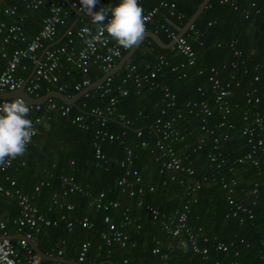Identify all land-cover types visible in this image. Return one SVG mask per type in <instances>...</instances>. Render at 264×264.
Segmentation results:
<instances>
[{
	"label": "trees",
	"instance_id": "obj_1",
	"mask_svg": "<svg viewBox=\"0 0 264 264\" xmlns=\"http://www.w3.org/2000/svg\"><path fill=\"white\" fill-rule=\"evenodd\" d=\"M50 1L47 0L36 10H32L27 7L25 0H0V7H15L17 12V16L13 18L0 15V23L20 24L29 38L31 33L39 31L41 20L49 14ZM66 1L79 4V0ZM202 1L177 0L176 11L182 14V20L176 22L161 9L162 18L157 15L154 19L155 27L148 26L146 31L155 33L164 44H168L171 38L159 28L160 25L164 24L178 34ZM119 2L99 0L95 10L115 6ZM142 6L148 7L150 2H145ZM234 6L236 10H233ZM62 13L65 17L63 24L58 27L55 38L46 43V46L60 38L74 21L73 12L68 6ZM18 16H24V19L19 21ZM84 25L93 28L91 19L84 18L82 23L77 22L71 30L70 38L74 40L75 47L80 42L74 39V32ZM184 37L194 51V66L172 72L171 68L183 62V58L174 49H160L146 39L124 67L135 65L138 72H143L145 65L150 68L156 66L157 56H162L168 62V67L159 68L155 81L161 86H167L175 95V108L169 114L177 111L181 115V119L175 123V129L182 141L170 143L169 146L179 155L186 156L184 165L190 163L193 175L191 178H183L179 174H172L161 169L160 161H155L159 152L153 124L163 108L162 92L159 88L149 90L146 86L136 89L132 80L122 85L125 73L123 67L112 77L107 94L101 96L99 89L89 92L87 96L77 100L65 117L57 112L38 114L42 120L37 135L28 144L25 154L19 156L1 176L5 188L11 189L4 180L5 177L13 179L15 187L31 198L39 214L50 221H56V226L41 225L38 232H31L32 240L42 253L54 256L55 250L60 248L64 250L65 258L77 261L80 245L88 243L84 264H99L104 261L122 264L123 260L127 264H264V167L261 158L259 168L248 162L237 163L250 148L246 138L241 135L242 114L249 111L251 117L264 115V0H235L233 6L223 4L220 0H210ZM67 40L68 37H65L58 45L66 44ZM23 47L21 43H13L6 45L4 50L9 56L13 49ZM235 51H239L240 56H235ZM39 55L40 52L37 57ZM6 61L0 55V71L4 69ZM24 64L25 70L19 68L16 72L23 81L34 67L32 62ZM67 66L63 64V68L58 71V83L55 86L43 83L40 90L31 97L40 98L49 91H58L59 87H63L62 94L73 97L79 93L73 89L74 85L84 79L92 84L104 75L96 67L91 68L84 76L79 71L68 72ZM210 68L218 71L223 83L230 84L231 92L227 97L231 113L225 123L231 124L232 128L216 130L214 136L204 135L205 131L201 130L203 117L196 116L195 112L189 113L185 108L188 101H206L212 113L205 118V128H213L215 124L222 122V114L213 106V95L207 82ZM198 71L202 74L199 75ZM255 76L259 77V81L254 82ZM197 88L203 90V96L197 92ZM122 91H127V95L123 96ZM247 94L258 98L259 102L247 104ZM110 98L116 100L115 111L111 116L102 114L106 121L101 128L100 122L89 115V112L93 108L103 110ZM50 102L61 104L54 99ZM76 116L82 117V123L87 125L86 129L72 123ZM98 129L113 134L118 139L100 141L95 134ZM224 135L227 136L226 140H223ZM203 136L200 149H197L198 141ZM214 137L219 139V159L224 162L219 169L211 166L207 159L208 154L215 152ZM95 141H98L105 161L95 159ZM143 142L147 144L144 148L141 147ZM125 148L133 151L134 159L130 169L138 172L140 186L143 187L141 194L131 198L116 184L125 175L126 168L120 166ZM21 162L24 164L21 165ZM64 176H73L83 188V193L61 197L64 206L72 205L71 211H67L65 207H50L51 196L64 188L61 182ZM171 177L174 179L171 180ZM220 178L236 181L233 198L236 203L251 210V220L244 217L240 223V216L232 218L229 215L226 218L231 213V208L220 187ZM182 180L185 181L184 184L180 183ZM194 181H199L201 188L193 194L196 202L190 204L187 215V227L197 234L195 243L192 244L183 233L177 238L165 234L161 229V221H153L149 212L155 209L160 214L173 218L175 212L180 211L191 198L185 188L188 182ZM40 183L45 185L34 192V188ZM255 185L258 191L253 196L251 191ZM149 187L153 189L151 192L148 191ZM99 193H104L107 200L118 202L119 208H92L90 202ZM138 202H141L140 206H137ZM5 204L10 206L9 209ZM125 208L129 209V216L134 224L123 231L130 242L136 244L133 248L128 244L124 249L116 244L106 246L100 238L102 233L107 232L103 219L108 215L119 228ZM18 215L19 208L14 197L0 196V220L5 223L3 232L12 236L18 234L17 228L11 225L12 219ZM84 218L93 225L92 229L81 228L78 224ZM67 223L72 224L70 230L66 228ZM137 225L140 226L139 230H136ZM26 233L27 231L21 232ZM182 242L186 244V250L181 247ZM12 244L16 247L15 242ZM218 244L227 246V251H217ZM193 245L207 250L205 259L192 252ZM156 247L160 250L159 254L152 253Z\"/></svg>",
	"mask_w": 264,
	"mask_h": 264
},
{
	"label": "built area",
	"instance_id": "obj_2",
	"mask_svg": "<svg viewBox=\"0 0 264 264\" xmlns=\"http://www.w3.org/2000/svg\"><path fill=\"white\" fill-rule=\"evenodd\" d=\"M25 1L29 9L36 10L47 0ZM150 1L155 2V5L150 8L143 9L144 14L147 18L146 28L148 26L154 25V19L159 14L161 9L165 10L166 15L168 17L174 18L176 22H180L182 20V14L176 11L177 0H138V3L141 6L143 3ZM220 1L223 4H229L230 6H233L235 0ZM66 6H68L71 10L80 13L83 19H90L79 10L80 5L78 3H69L66 0H51L49 2V14L42 19L41 28L29 40L26 38V34L20 24L13 23L6 26L4 23H0V55L1 58L7 59L4 69L0 71V91L15 92L22 86H24L25 93L31 97L32 94H35L40 90L43 83L48 86H55L58 83L57 73L61 68H63V64H67L69 66L68 72L79 71L84 76L88 74L89 70L93 67H96L98 70L103 72V74H106L115 67L117 61L123 57V53L129 50L120 47L119 56L111 55L108 52V49L113 48L116 45L115 43L111 42L110 38H108L107 43L96 44L95 51H93L86 43L88 36L83 31L85 28H88L91 30L92 34L95 35L97 26L93 23V28L88 25H84L74 32V39L78 40L81 45L79 48L74 46V40L72 39V37L70 38L72 31L67 32L65 36L68 37L66 44L56 45L54 47H51V44L46 46V43L52 41L55 38L58 27L63 24L64 16L62 11ZM233 10H236L235 6L233 7ZM0 15L8 18L16 17V8L0 7ZM18 18L19 21H22L24 19V16H18ZM159 28L166 33V36L168 38H171V40H175L172 49H174L175 52L179 54L184 60L178 66L172 67L171 71L175 72L178 69H184L186 67L194 66V51L184 37L187 32L183 36L179 37L173 29L165 26L164 24L160 25ZM105 36H107V33H105ZM13 43H21L24 45V47L13 49L8 56L4 50V47ZM39 52L40 55L43 52V56L41 59L40 55L39 57H37ZM234 55L240 56V52L235 51ZM155 61L156 66L154 68H150L148 65H145L143 72H138L135 65H126L125 67L123 66L125 73L124 77L122 78L121 84L123 85L127 81L132 80V83L134 84L136 89H140L143 86H146L149 90H154L157 88L161 90L163 108L160 111L159 117L156 118L153 124V133H155L158 137L156 141V147L159 152L158 156L155 158V161L161 162L162 170L169 171L172 174H179L183 178H191V176L193 175V170L190 167V163L184 165V162L187 160L186 156L179 155L169 146L170 143L182 141V137L175 129V123L177 120L181 119V115L177 111L175 113L169 114V111L175 108V95L169 90L167 86H161L155 81L159 68L161 66L168 67L169 64L162 56H157L155 58ZM25 62H32L34 64V67L32 69L33 73L28 82H25L26 80L23 81L16 74L19 68L22 71L25 70ZM262 68L264 69V62L262 64ZM198 74L200 75L202 74V72L198 71ZM112 77L113 76L107 77L101 84V86L96 88L101 91V96L107 94L110 91ZM253 80L254 82L259 81V77L255 76ZM5 81H7L8 83H5ZM207 82L210 85V90L213 95V106L218 112L222 114V122L215 124L213 128H205V118L210 117L212 113L206 101H188L185 103V108H187L189 113L195 112L196 116L201 115L203 117V126H201V130L205 131L204 135L208 134L209 136H214L216 130L225 127L229 129L232 128L231 124L225 123V121H227V117L231 113L230 105L227 101V97L231 94L230 84L227 82L223 83L220 80L218 71L215 68L209 69ZM89 85L90 82L88 81V79H84L81 83H77L76 85H74L73 89L80 92V90H83L82 88L85 89ZM62 89L63 87H59L57 92L61 93ZM197 92H199L201 96H203L204 94L201 88H197ZM251 94H247V104H257L259 102L258 98H253ZM87 95L88 94L84 96ZM122 95L126 96L127 91H122ZM15 98L9 100L0 99V105L5 102H12ZM115 104L116 100L114 98H110L108 101V105L103 110L93 108L90 110L89 115L93 116L98 122H100V126L102 128L104 127V123L106 121L102 114L105 113L107 116H111L115 111ZM28 106L30 108V115L28 116V119L33 122V127L36 130V134L34 136L37 135L38 126L40 125L42 120L38 114L57 112L62 117H65L68 115L70 108L72 107L62 103L58 105L54 102H50V100L42 105L28 104ZM32 114L34 115L32 116ZM241 120V135L246 138L247 144L250 148L249 152H247L243 157L237 160V163L241 164L243 162H248L255 168H259V158H261L260 160L264 167V115H254L253 117H251L248 111L242 114ZM72 123L77 124L81 129L87 128V125L82 123L81 116L74 117ZM95 134L96 138H98V140L100 141H113L118 139V137H116L115 135L102 131V129H98ZM203 138L204 136L199 139L197 149H200ZM226 139L227 136L224 135L223 140ZM218 142L219 139L214 137L213 150L215 152L210 153L207 156L209 164L211 166H214L216 169H219L224 164V162L219 159L220 154L218 153ZM146 146V143H141V147L144 148ZM93 147L95 159L98 161H105V157L102 154L98 141L94 142ZM124 153V157L120 161V166L126 168L125 175L123 178L119 179L116 184L117 187L121 188L124 192L127 193V196L131 198L136 194H141L143 192V187L140 186L141 179L138 175V172L136 170L130 169L134 159L133 151L131 149L125 148ZM17 160L18 157L11 162L10 166L0 167V196L14 197V199L16 200V203L19 207V215L13 223L16 225L18 235L23 236L24 239L17 240V248L12 244L11 241H8L6 239L0 240V264H40V260L34 254L26 240H32L31 232H38L41 225L56 226L57 223L56 221H50L49 219H46L41 214H39L37 208L30 202L29 197L15 187L16 184L13 179H9L8 177H5L4 179L9 184L11 189H7L3 186L1 182L2 174L10 169L14 162ZM23 164L24 162H21V165ZM173 179L174 178L171 177V180ZM211 181L213 182L214 178H212ZM61 182L64 188L60 193H54L51 196L50 207H65L67 211H71L73 209L72 205L64 206L61 202V197L67 196L68 194L83 193V188L75 181L73 176H64L61 178ZM184 182V180L180 181L181 184H184ZM219 184L221 189L225 192L224 195L227 205L231 208V213H229L226 218H228L229 215L232 218L240 216V223L243 222L244 217H246L248 220H251L253 218L251 210L246 206L236 203L233 198V188L236 186V181L233 179L226 180L225 178H220ZM44 185V183H40L34 188V192H38L39 189ZM200 188L201 183L199 181L188 182L185 190L187 195L191 196V198L184 203L181 210L175 212V216L172 218L169 216H165L164 214H160L157 210L152 209L149 212L151 219L153 221L160 220L161 229L168 236L177 238L181 233H183L188 238V240L192 244H194L195 239L197 238V234L193 233L192 229L187 227V215L189 212L190 204L196 202V197L193 194L200 190ZM152 190V187L148 188L149 192H151ZM257 191L258 187L257 185H255L251 191V194L255 196L257 194ZM254 204L255 203L253 202L252 205ZM140 205L141 202H138L137 206ZM90 206L92 208H95L96 210L102 208L117 209L119 208V203L116 201L107 200L104 193H99L91 200ZM103 222L107 225V232L102 233L100 238L106 246L116 244L121 249L126 248L128 244L132 248L135 246L136 243L133 241L130 242L129 237L123 231V229L134 224V220L129 216L128 208H125L123 210L122 224L119 228L112 222L111 218L108 215L104 217ZM78 224L81 226V228L84 229L93 228V225L85 218L79 221ZM66 228L67 230H70L72 228V224L67 223ZM4 229L5 223L3 221H0L1 236H7V234L3 232ZM139 229L140 226L137 225L136 230ZM25 231H27L26 234H21V232ZM88 248V243H82L80 245L76 261L77 263L84 264ZM216 250L226 252L227 246L218 244L216 246ZM192 252L194 254L200 255L203 259H205L207 255L206 249H199L196 245L192 246ZM152 253L159 254V248H154ZM60 254L61 252H58V255ZM122 264H127V261L123 260Z\"/></svg>",
	"mask_w": 264,
	"mask_h": 264
},
{
	"label": "clouds",
	"instance_id": "obj_3",
	"mask_svg": "<svg viewBox=\"0 0 264 264\" xmlns=\"http://www.w3.org/2000/svg\"><path fill=\"white\" fill-rule=\"evenodd\" d=\"M98 2L79 0V10L97 26L95 35L88 28L83 30L88 36V46L95 51L96 44H105L111 38L116 46L109 48L108 52L119 56L120 47L132 49L138 45L146 33L147 22L138 0H120L115 6H104L96 11ZM29 115L30 108L22 97L0 105V167L10 166L13 160L25 154L36 134ZM181 247L186 250L183 242Z\"/></svg>",
	"mask_w": 264,
	"mask_h": 264
},
{
	"label": "water",
	"instance_id": "obj_4",
	"mask_svg": "<svg viewBox=\"0 0 264 264\" xmlns=\"http://www.w3.org/2000/svg\"><path fill=\"white\" fill-rule=\"evenodd\" d=\"M209 1L210 0H203L201 2V4L198 6V8L194 12V14L189 18V20L186 22V24L183 26V28L179 31V33H178L179 37L183 36L189 29L192 28L195 20L203 12L204 8L207 6ZM75 14H76V20L69 26V28L65 31V33L60 38H58L54 43L51 44V47L58 45L64 39L67 32L71 31L75 27L76 22L78 21V18L81 17L80 13L75 12ZM146 39L151 40L158 48L163 49V50L172 49L174 46V42H175V40H171L168 44H164L158 35H156L153 32L146 31L144 38L140 41V43L138 45H136L135 47H133L132 49H130L128 51V53L126 55H124L118 61V63L115 65V67L112 70H110L108 73L104 74L99 80L90 84L88 87H86L85 89H83L82 91H80L79 93H77L73 97H67L64 94L57 92V91H49L44 96H42L40 98H32L25 93L24 86H22L20 89H18L15 92L0 91V99H8L9 100V99H13L15 97H22L23 99H25V101L28 104H31V105H42V104L46 103L47 101L54 99V100L59 101L62 104L74 107L78 99H80L84 95L88 94L89 92H91V91L95 90L96 88H98L99 86H101V84L105 81V79L107 77L114 76L116 73H118L123 68V66L129 61V59L132 57L134 52L139 48V46ZM42 56H43V52L40 55V59L42 58ZM32 73H33V70L30 72V74H29V76L25 82H28V80L32 76ZM2 239H6L8 241H13V240H21L24 238L21 235H17V236H1L0 235V240H2ZM26 241H27L28 245L30 246V248L35 253V255L38 257L39 260L43 259V260H52V261H57V262H63V263H67V264H80L77 262H70V261H66V260H62V259H55V258H51L49 256H46L45 254H43L38 249V247L36 246V244L32 240L28 239ZM102 264H112V263L109 261H106V262H103Z\"/></svg>",
	"mask_w": 264,
	"mask_h": 264
},
{
	"label": "crops",
	"instance_id": "obj_5",
	"mask_svg": "<svg viewBox=\"0 0 264 264\" xmlns=\"http://www.w3.org/2000/svg\"><path fill=\"white\" fill-rule=\"evenodd\" d=\"M120 1V0H119ZM107 2H111V0H107ZM114 3H116V1H113ZM112 2V3H113ZM149 3V2H148ZM143 5V4H142ZM141 5V7L144 9V8H150V7H152L153 5H155V4H153V2H151L150 1V6H148V7H144V6H142ZM162 11V10H161ZM159 12V14H158V17L161 19L162 18V15H163V12ZM72 12H73V15H74V21L76 20V14H75V12L76 11H73L72 10ZM63 16H64V14H63ZM65 18V17H64ZM82 17H79L78 18V21L77 22H80V23H82ZM42 21V20H41ZM73 21V22H74ZM77 22H76V24H77ZM3 23H5V22H3ZM6 26H8V24H5ZM154 27H155V25H154ZM33 34H35V31L33 32V33H31V35H30V37L29 38H27V36H26V38L29 40L32 36H33ZM80 47V44L78 43V45H77V48H79ZM119 61V60H118ZM118 61H117V63H118ZM27 196V195H26ZM29 197V196H28ZM29 199H30V202L32 203V201H31V198L29 197ZM16 201V200H15ZM6 206H7V208L9 209V205L8 204H5ZM18 206V205H17ZM19 208V207H18ZM3 218V217H2ZM1 218V219H2ZM17 218V217H16ZM15 217L12 219V222H14L13 220L14 219H16ZM1 221V220H0ZM14 228L16 227V225L14 224V223H12L11 224ZM16 231H17V229H16ZM18 234H15V235H13V236H17ZM7 236H12V235H9V234H7ZM33 241V240H32ZM11 242H17V240H13V241H11ZM34 242V241H33ZM35 243V242H34ZM36 244V243H35ZM36 246H37V244H36ZM19 249V248H18ZM39 249V248H38ZM33 251V250H32ZM58 252H61V254L60 255H58ZM55 254H54V256L53 255H46V256H49V257H51V258H55V259H62V260H66V261H70V262H76L75 260H73V259H68V258H65V252H64V250L62 249V250H60V248H58L57 250H55V252H54ZM35 254V253H34ZM44 254V253H43ZM104 262H106V261H104ZM110 262V261H109ZM40 263L41 264H67V263H63V262H57V261H52V260H40ZM103 263V262H102ZM102 263H99V264H102Z\"/></svg>",
	"mask_w": 264,
	"mask_h": 264
}]
</instances>
